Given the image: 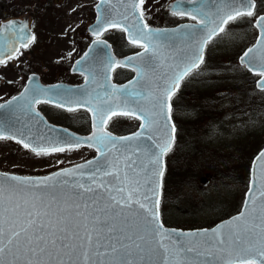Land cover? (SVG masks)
Segmentation results:
<instances>
[{
  "label": "snow or ice",
  "instance_id": "1",
  "mask_svg": "<svg viewBox=\"0 0 264 264\" xmlns=\"http://www.w3.org/2000/svg\"><path fill=\"white\" fill-rule=\"evenodd\" d=\"M182 3L191 7L181 8ZM146 4L147 0H98L96 26L91 29L94 43L104 44L105 49L108 46L101 36L113 28L127 33L128 42L143 49L123 62L102 50L97 59L104 65L106 83L110 79L107 73L116 67L132 68L137 79L119 88L109 84L111 92L103 95L80 93L87 95L83 100L64 89V99L53 101L49 93L60 96L59 86L43 88L30 78V88L0 104V109H7V113L0 112V140H13L36 157L72 151L84 144L101 156L40 179L0 173V264H264V151L253 161L243 210L227 224L212 229L211 235L204 230L178 233L183 239H172L159 217L163 158L175 139L172 98L180 82L204 63L207 44L227 35L226 26L255 17L259 36L240 62L260 77L257 87L264 90V15L257 14V0H177L171 15L195 21L184 26L189 31L180 38H194L195 43L170 57L155 43L164 33L146 22ZM167 38L174 39L175 33ZM35 40L26 32V24L8 22L0 28V65L18 60L21 49L27 50ZM158 68L165 71L157 74ZM79 70L84 74L83 68ZM97 74L88 71L85 82L94 81ZM41 103H55L70 112L87 107L95 130L84 140L59 139L39 132L33 135L27 124L22 129L10 124L17 111L31 119L40 117L36 105ZM118 116L142 121L141 131L118 141L106 131L108 122ZM15 118L20 121L19 116ZM157 132L161 133L158 139ZM145 133L151 146L126 145L122 156L104 159L106 152L119 151L118 142L136 141ZM257 162L262 169L259 176ZM89 165H94L91 183L64 180L61 184L60 178L82 176ZM100 175L111 179L98 182ZM201 256L211 259L200 260Z\"/></svg>",
  "mask_w": 264,
  "mask_h": 264
},
{
  "label": "rangeland",
  "instance_id": "2",
  "mask_svg": "<svg viewBox=\"0 0 264 264\" xmlns=\"http://www.w3.org/2000/svg\"><path fill=\"white\" fill-rule=\"evenodd\" d=\"M97 1L51 0L47 2V0H0L5 9L16 17H22L26 14L30 15L32 26L38 33V44L32 48L35 54H32V56L30 53L23 54V61L30 62L33 68H37L41 72L65 74L66 79L74 82L80 81L81 78L79 76L66 75L70 73L69 68L72 63L85 50L87 43H83L86 36H88L87 26L95 18L94 6ZM167 2L168 0H147V14H149L151 8H160ZM72 9H75V11H72ZM260 10H264V0H260ZM254 36L255 32L251 29L248 30L246 27L241 28L239 33L233 38L228 35L224 36L221 45L210 49L209 55L210 57L213 54L220 57L224 56L228 60L236 59L244 50L248 40L253 39ZM228 42L233 47L227 46ZM16 63H18V60ZM227 65L231 66V64ZM10 66L16 67L13 63ZM204 69L205 72L201 75L200 80L210 77L214 67L206 63ZM6 70L18 71V69H7L6 66L0 65V73L6 72ZM237 121L235 120L233 124H236ZM239 123H243V125L237 124L238 127H242L245 130L248 129L259 136L247 148V155L250 156L254 152L259 151L264 144V114L249 116L239 121ZM123 125L127 128V123L123 122ZM237 126L230 124L228 129L224 131L222 130L223 124L221 127H218V130L211 131L212 133L209 136H204L202 139L190 136L188 142L194 145L202 140H207L211 144H227L228 138L233 141L238 135ZM232 141H230V144H232ZM93 156V152L80 150L55 153L49 157H36L16 144L0 142V170L21 175L51 173L78 162L86 161ZM57 161H62L63 163H57ZM245 185L230 188L218 187L210 183L202 191L195 189L194 192L187 194L186 200H179L178 206L175 209L173 207L172 209L165 208L164 216L171 225L180 223L186 225L185 222L190 224L191 221L197 220L198 223H205L211 226L223 219L218 215L220 210L227 215L238 212L241 209L245 190L247 189ZM209 200L220 210L215 211L212 207H209L207 205ZM199 203L200 206H198Z\"/></svg>",
  "mask_w": 264,
  "mask_h": 264
},
{
  "label": "trees",
  "instance_id": "3",
  "mask_svg": "<svg viewBox=\"0 0 264 264\" xmlns=\"http://www.w3.org/2000/svg\"><path fill=\"white\" fill-rule=\"evenodd\" d=\"M1 3L0 17H3L5 6ZM206 63L214 67L210 77L200 80L204 69L200 75L187 79L172 100L177 137L166 156L160 209L166 225L182 229L208 225L197 220L190 224L185 222L186 225H171L164 216L165 208L175 209L179 200H186L187 194L195 189L202 191L210 183L230 188L248 185L249 167L256 152L248 156L247 148L259 136L237 124L243 125L239 121L249 116L264 114V91L256 88V76L241 66L237 59L225 61L207 57ZM235 120L237 123L233 124ZM223 124L224 131L230 124L238 127V135L233 141L228 138L227 144H211L202 140L194 145L188 142L190 136L202 139ZM207 205L215 211L220 210L210 200ZM218 213L223 219L233 214L226 215L221 210Z\"/></svg>",
  "mask_w": 264,
  "mask_h": 264
},
{
  "label": "flooded vegetation",
  "instance_id": "4",
  "mask_svg": "<svg viewBox=\"0 0 264 264\" xmlns=\"http://www.w3.org/2000/svg\"><path fill=\"white\" fill-rule=\"evenodd\" d=\"M177 0H168L167 3H165L162 7H154L149 10V14L145 15L146 22L153 27L163 29V28H176L178 26L184 25V24H195V21L191 20L188 17H180V16H174L171 15V11L173 10L172 5ZM260 0H257V14L261 15L264 14V10H260ZM186 7H191V5H187ZM182 8V7H181ZM5 14L1 15L3 18H0V25L4 20L16 17L14 14H11L7 9L3 12ZM30 16V15H29ZM18 17V16H17ZM31 19V16H30ZM254 20L255 17H244L237 19L234 22H231L228 26H226V33L228 36L233 38L239 33V30L241 28L246 27L248 30L251 29L253 32H255V36L253 39H249L247 42V45L245 46V49L252 45L257 36L258 32L254 26ZM31 26H32V19H31ZM33 32L35 33L36 40L33 42L30 47L27 50L21 49L23 54L30 53L35 54V52L32 50V48L38 44V33L32 26ZM225 34H221L220 37L214 38L212 41H210L207 46L205 47V57H204V63L198 68L195 69L191 74H189L185 81L189 78H192L196 76L197 74H201L204 71L205 62L207 57L216 60L219 58L225 59L224 56H217L215 54L210 57V49L213 47H218L222 43V38L227 36ZM101 38H104L108 40L114 49L115 54L118 57L128 56L132 54H136L142 50V48L136 47L128 42L126 39L125 32L120 31L119 29L111 30L106 33H104ZM95 39V37L88 33V36L85 38L86 47ZM232 44L228 42L227 46H231ZM85 47V48H86ZM233 47V46H231ZM238 59V57H237ZM17 60L9 61L6 65L7 69H18V71H11L6 70V72L0 73V104L5 103L7 100H9L13 96H19L21 92L24 91V89L27 87L30 78H34L35 83H38L43 88H53L57 85L67 84L71 86H80L83 85L85 82V75L81 73H73L71 71V67L69 68L70 73L66 76H79L81 78L80 81L74 82L69 79L65 78V74L61 73H47V72H41L37 68H33V65L28 61H23L22 56L18 59V63H16ZM225 61H229L228 59H225ZM16 65V67L10 66V64ZM42 69V68H41ZM46 69V68H45ZM47 70V69H46ZM136 73L129 67H116L114 71H112V82L116 85H123L127 82L131 81L135 77ZM8 81H12V83H8ZM183 84V83H182ZM53 92L49 93V96L51 97V94ZM52 98V97H51ZM53 100V98H52ZM54 101V100H53ZM36 109L41 113V115L44 117L46 122L50 125L58 126V127H65L70 130H73L75 132L81 133V134H89L92 133L93 130V121H92V115L91 112H89L85 108H77L75 111H67L66 108H60L55 105V103H41L39 105H36ZM124 123H127L126 126L123 125ZM141 122L135 118L132 117H125V116H118L113 118L108 122L106 125V130H108L110 133H113L115 135H125L128 133H132L136 131ZM2 143H13L21 148H23L21 145L17 144L13 140H0ZM24 149V148H23ZM26 150V149H24ZM89 151L93 152L94 156L89 158L86 161H89L96 157L97 151L91 147L87 146H81L75 150L72 151H66V152H73V151ZM29 152L28 150H26ZM32 154L31 152H29ZM86 161H81L78 163H83ZM1 164V161H0ZM77 164V163H76ZM74 165V164H73ZM5 170V169H4ZM5 173H12L16 174L14 172H8L3 171ZM49 174V173H47ZM21 175V174H18ZM46 175V174H41ZM24 176H39V175H26Z\"/></svg>",
  "mask_w": 264,
  "mask_h": 264
},
{
  "label": "water",
  "instance_id": "5",
  "mask_svg": "<svg viewBox=\"0 0 264 264\" xmlns=\"http://www.w3.org/2000/svg\"><path fill=\"white\" fill-rule=\"evenodd\" d=\"M176 3H177V1L174 2V4L172 5V7L175 6ZM186 6L187 5L184 4V3L181 4V7L182 8H184ZM95 12H96V17H95L94 21L92 23H90L88 25V27H87V30H88V32L91 35H93L91 29L96 26V20H97V15H98L96 9H95ZM262 15H264V14H262ZM10 21H16L18 25L19 24H26V32L29 35H34L35 36L34 32L32 31V29L30 27L29 15H25L22 18H12V19H9L7 21H4L0 25V28H2L3 26L7 25L8 22H10ZM186 25L187 26H191L190 24H184V25L178 26L176 28H163V29H159V28L150 26V28H152L153 30H160L162 33H164V35H162L158 40H156L155 43H157L160 46V51L162 53H164L166 56L175 57L176 55H178L180 53L181 50H186L187 48L191 47L195 43V39L194 38H189L187 36H185L184 39H181L180 38V34L181 33H185L186 34L189 31L188 28H185L184 27ZM199 27L200 26H197V28H199ZM114 29H116V28L109 29L108 31L114 30ZM256 29L259 32V29L258 28H256ZM173 33H175V38L174 39L167 38L169 35H171ZM8 34L9 33L7 31L4 32V35L5 36H7ZM125 35H126V39H127V33H125ZM95 40H96V37L90 43V45L87 47V49L85 50V52L83 53V55L78 59L79 61H81V65L78 66L76 64V61H78V60H76L73 63L72 67H71V71L73 73H81V71L79 69L80 68H83L84 69V75L85 76L88 75V71H93L94 73H98L96 75V79L94 81H89L88 83L84 82V84L83 85H80V86H71V85H67V84L57 85V86H59V91L61 92V95L60 96H57L55 94V91H54L51 94V97L53 98L54 101H60V100L64 99V96H63V90L64 89H70V90H72V93L76 95V98L77 99L83 100V99H87V95L80 96L79 95L80 93L92 94L95 91V92H100L103 95L105 92H109V93L111 92V88H108L107 87V85H109V84L110 85H115L118 88L128 84V82L126 84H123V85H116V84H114L112 82V79H111L112 71L110 73H107V75L110 77V79H108L107 80V83H106V81H105V75L103 74L104 73V65L97 59V57H98V54L101 53L102 50H103V51H107L115 60L123 62L125 60V58L132 57L135 54L128 55V56H123V57H118L114 53L112 44L108 40L101 38V40L102 41H105L106 44H107V46H108L106 49H105V45L104 44H99V45L95 44L94 43ZM255 43L253 45H251L250 47H253L255 45ZM142 51H143V49L140 52H142ZM85 53H87L88 55L85 56ZM204 53H205V49H204ZM204 53H203V55H204ZM242 54L240 55V57L242 56ZM240 57H239V63L241 64ZM166 63H171V61L170 60L169 61H166ZM241 65H243V64H241ZM162 71H165V69L158 68L157 69V74H159ZM253 74H255V73H253ZM135 79H137V76L136 75H135V77L131 81H133ZM259 79H257V81ZM257 81H256V87H257ZM158 83H163V81L162 80H159ZM27 87L28 88L31 87L30 81H29ZM257 89H259V88L257 87ZM259 90H261V89H259ZM78 108H85V109H87V107H78ZM36 111H38V110L36 109ZM0 112L7 113V109H0ZM32 115H34V114H32ZM91 115H92V113H91ZM16 116H19L20 117V121L19 122H17V120L15 118ZM92 121H93V118H92ZM140 122L142 123V121H140ZM10 124H14L16 128H21V129L23 128V125L27 124L28 127L31 129V133L33 135H35V134H37L39 132V133H44V134H47L48 136L55 137V138H59V139H67L69 137H76V138H79L80 140H84L85 138H87L88 136H90L92 134V133H90L88 135H82V134L76 133V132H74V131H72V130H70L68 128H65V127H58V126L50 125V124H48L46 122V120L41 115V113H40V117H37L35 119H31L29 116L22 115L19 111H17L15 113V115L13 116V118L11 119ZM171 124L175 126L174 121H173V118L171 119ZM49 129H51V131H49ZM94 130L95 129L93 127L92 132ZM138 131H141L140 126H139V128L135 132H133L131 134H128V135L117 136V135H115L113 133H111V135L113 137L117 138V140L119 141V138L133 136V134L136 133V132H138ZM160 135H161V133L157 132L156 133V138L158 139ZM174 135H175V138H176V128H175V134ZM147 136H148V134L145 133V135L142 136L139 140L129 141V142H118L117 143V149H119V151H117V150H110V151L106 152L105 155H104V159L106 161H113L115 157L122 156V154H124L126 152V145L129 148L135 146L136 144L150 145L151 146L152 145V141L149 140V139H147ZM174 142H175V139H174ZM174 142L172 144V147L174 145ZM84 145L87 146L86 144H84ZM92 148H94V147H92ZM261 151H264V147L259 151V153ZM126 154L131 155V152H127ZM137 155H139V153H137ZM257 155L254 157V159L257 157ZM165 156H164L163 160H164V165H165V168H166ZM98 159H101L100 153H98L95 158H93V159H91L89 161H96ZM254 159H253V161H254ZM253 161H252V165H251L250 178H251V175H252ZM87 162L80 163V164H77V165H85ZM75 166L76 165L71 166V167H67V168H63V169L74 168ZM93 167H94V165H89L88 167H86L85 169H83V173L84 174L82 176L80 174H77L74 177H62V178H60L61 184L63 183L64 180H67L69 182V184H72V183H74L76 181H79V182H82V183H91V180H90V171H91V169ZM256 169H257L256 174L259 176L261 174V170H262L261 169L260 162H257ZM58 171H56V172H58ZM0 173H2V172H0ZM7 174L15 175V174H11V173H7ZM50 175L51 174L46 175V176H21V175H16V176H19V177H31V178H34V179H40V178L48 177ZM100 179L108 180V179H111V178L110 177H103L102 175H100V176L97 177V181L99 182ZM249 184H250V182H249ZM247 192H248V190H247ZM247 192H246V194H247ZM161 193H162V190H161ZM245 199H246V195H245ZM160 200H161V195H160ZM159 207H160V204H159ZM243 208H244V203H243V206H242L241 210L238 213H236L235 215H233V216H231V217H229L227 219H224V220L220 221L216 225H214L212 227H209V228H198V229L183 230V229H180V228L167 227V226H165L163 224V222L161 220V217H160V208H159V217H160V222L164 225V229L167 230V231H169L170 233H172V239H177V238L183 239V237H178L177 234L178 233H190V232H201L202 233L204 230H208L209 235H211V230L212 229H217L218 226H222V225L227 224L233 217L237 216L243 210ZM191 255L192 256H195V253H192ZM199 259L200 260H207V259H211V258L210 257H207L206 258V257L201 256V257H199Z\"/></svg>",
  "mask_w": 264,
  "mask_h": 264
}]
</instances>
